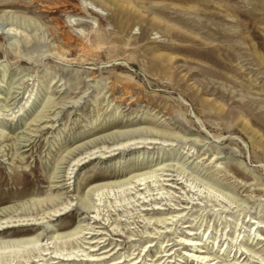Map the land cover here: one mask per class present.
Wrapping results in <instances>:
<instances>
[{
    "label": "rangeland",
    "instance_id": "rangeland-1",
    "mask_svg": "<svg viewBox=\"0 0 264 264\" xmlns=\"http://www.w3.org/2000/svg\"><path fill=\"white\" fill-rule=\"evenodd\" d=\"M214 263L264 264V0H0V264Z\"/></svg>",
    "mask_w": 264,
    "mask_h": 264
},
{
    "label": "bare ground",
    "instance_id": "bare-ground-1",
    "mask_svg": "<svg viewBox=\"0 0 264 264\" xmlns=\"http://www.w3.org/2000/svg\"><path fill=\"white\" fill-rule=\"evenodd\" d=\"M77 231H79V230H77L76 229V231H74L73 233H76ZM72 232L71 233H68V234H73ZM189 234H191V233H188V235ZM37 237V236H36ZM29 238H31V237H28V238H22V239H16V240H20V241H24V240H26V239H29ZM38 238V237H37ZM260 238V237H259ZM188 239H191V238H188ZM185 244H191V245H195V244H199V243H197L196 241L193 243V241H192V243H185ZM169 250V249H168ZM194 255V254H193ZM198 257H201V254H199V255H197ZM206 255H203L202 256V258L203 257H205ZM118 262H120V261H118ZM215 264V263H214Z\"/></svg>",
    "mask_w": 264,
    "mask_h": 264
}]
</instances>
